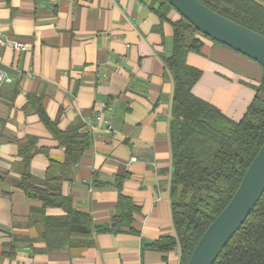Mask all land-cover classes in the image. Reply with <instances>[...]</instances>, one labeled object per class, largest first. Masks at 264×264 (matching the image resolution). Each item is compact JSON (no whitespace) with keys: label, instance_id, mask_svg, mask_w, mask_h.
<instances>
[{"label":"crops","instance_id":"obj_1","mask_svg":"<svg viewBox=\"0 0 264 264\" xmlns=\"http://www.w3.org/2000/svg\"><path fill=\"white\" fill-rule=\"evenodd\" d=\"M154 0H0L1 33L28 45L0 49L11 84L0 89V264H181L179 249L153 243L174 236L170 186V121L174 86L166 60L174 51L173 8L162 18ZM188 65L201 71L193 94L240 121L256 97L264 68L231 48L199 36ZM65 132L79 125L92 142L62 193L95 225L118 213L120 195L135 207L132 225L92 232L90 245L42 253L40 228L29 227L30 200L21 182V148L34 141L31 174L46 178L65 149L40 119ZM49 209L47 215H63ZM26 239L36 240L32 247ZM14 245V249H12ZM11 246V247H10ZM13 254L6 257L4 254Z\"/></svg>","mask_w":264,"mask_h":264},{"label":"trees","instance_id":"obj_2","mask_svg":"<svg viewBox=\"0 0 264 264\" xmlns=\"http://www.w3.org/2000/svg\"><path fill=\"white\" fill-rule=\"evenodd\" d=\"M158 1L154 0L151 7L165 18L173 8L165 0L156 8ZM199 1L264 36V0ZM173 29L174 51L166 60V69L174 86L170 121L173 166L170 197L175 235L161 237L153 243V248L165 253L179 249L181 264H188L203 234L230 202L264 144V77L255 88L256 97L245 116L240 121L228 118L192 92L202 73L188 65L187 57L190 53H200L203 42L199 36L209 37L183 17L173 23ZM37 112L65 149V161L51 164L46 178L37 180L30 169L34 141L21 148L23 163L18 187L28 199L42 204L41 208L31 209L28 221L29 227L40 228L37 241L45 245L42 250L34 251L49 253L83 247L90 245L86 238L92 232L115 233L130 227L135 207L121 195L118 213L104 225H95L89 213L75 209L72 199L63 195L62 185L70 180L72 168L89 150L92 137L81 133L79 125L59 131L42 106L37 107ZM49 209H60L64 214L49 216ZM25 241L32 247L36 240ZM4 256L14 255L6 253ZM214 264H264V194Z\"/></svg>","mask_w":264,"mask_h":264},{"label":"water","instance_id":"obj_3","mask_svg":"<svg viewBox=\"0 0 264 264\" xmlns=\"http://www.w3.org/2000/svg\"><path fill=\"white\" fill-rule=\"evenodd\" d=\"M202 35L254 60L264 68V36L205 6L199 0H165ZM159 0L156 8L160 7ZM264 194V144L234 196L195 247L188 264H214Z\"/></svg>","mask_w":264,"mask_h":264},{"label":"built area","instance_id":"obj_4","mask_svg":"<svg viewBox=\"0 0 264 264\" xmlns=\"http://www.w3.org/2000/svg\"><path fill=\"white\" fill-rule=\"evenodd\" d=\"M51 1H55V0H51ZM0 27H1V23H0ZM9 47L22 52L28 50L27 44L17 40H8L2 35L0 30V49H5ZM12 82H13V78L11 77L9 72L0 68V89L2 88L3 85L11 84Z\"/></svg>","mask_w":264,"mask_h":264}]
</instances>
